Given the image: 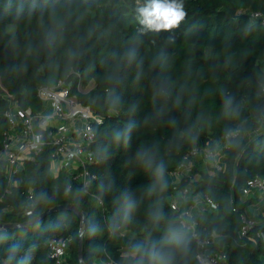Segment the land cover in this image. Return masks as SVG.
<instances>
[{"label":"trees","instance_id":"trees-1","mask_svg":"<svg viewBox=\"0 0 264 264\" xmlns=\"http://www.w3.org/2000/svg\"><path fill=\"white\" fill-rule=\"evenodd\" d=\"M145 0H0V83L21 107H42L39 85L64 80L70 93L102 117L93 124V160L88 164L96 178L83 188L68 184L66 175L50 172L52 147L45 146L26 160L16 175L18 186L4 194L8 184L0 157V222H27V195L44 192L51 202L38 206L45 211L72 205L43 216L38 223L4 227L8 239L0 241V264H5L8 247L21 245L31 250V264H55L48 256L50 238H69L64 264H132L131 248L137 242L159 237L168 223H179L170 206L176 188L190 185L203 190L217 204L198 216L200 226L214 229L226 244L229 264H264V241L256 224L240 234L242 214L249 212L254 198L242 195L245 181L264 176V130L249 140L245 131H256L264 112V26L240 9L264 14V0H184L188 15L178 29L160 34L141 33L136 9ZM14 23V33L6 26ZM115 28L117 35L104 37L103 30ZM135 52L134 57L127 53ZM88 92L76 88L78 79ZM225 97L240 105V116H225ZM8 100L0 90V148L7 128L3 112ZM130 127L127 140H116L115 131ZM235 127L241 129V148H224L222 170H199L173 181L171 172L193 146L214 149L215 139ZM195 137V140L193 139ZM230 140V139H229ZM107 148L108 154L103 155ZM166 165L169 187L160 194L167 216L159 229L149 222V211L157 200L148 195L151 171L136 159L139 149ZM198 173L194 178L193 174ZM103 185V187H101ZM176 187V188H174ZM128 191L138 207L130 223L113 235L108 223ZM86 216L79 237L80 214ZM95 225L92 232L90 226ZM84 226V224H83ZM177 264H195V240Z\"/></svg>","mask_w":264,"mask_h":264},{"label":"built area","instance_id":"built-area-1","mask_svg":"<svg viewBox=\"0 0 264 264\" xmlns=\"http://www.w3.org/2000/svg\"><path fill=\"white\" fill-rule=\"evenodd\" d=\"M238 12H245L252 19L259 20L264 26L262 12L245 9H240ZM80 81L79 78L76 88L82 91L83 86ZM261 91L264 97V84ZM2 96L8 100V108L3 112L7 128L3 133L0 148V157L4 160L3 173L8 181L4 194L8 195L11 193L12 186L20 184V178L16 175L23 168L24 162L32 160L34 155L43 150L45 146L52 147L50 166L52 161L63 158L67 164H70V167L65 169L66 173L62 171L66 175L68 184L76 183L87 188L96 178V174L88 168V164L93 160L92 145L95 140L93 124L101 122L102 117L95 113L89 105L82 104L76 93H70L69 86L64 80H59L52 86L39 85L37 87V96L42 107L36 111L30 106L21 107L10 100L11 96L4 88ZM48 116H52L50 121L46 120ZM257 119L264 120V112ZM42 124L46 129L44 144L42 147L33 148L31 146L32 136L40 131ZM237 128L239 127L232 130ZM219 139L224 148L228 146L230 139L228 132ZM216 156L215 148L191 147L183 155L178 167L171 172L173 181H176L182 174H188L199 159L211 162L213 168L222 170L224 165L217 160ZM193 177L197 178L198 173H194ZM254 191L258 193V201L264 203V176L254 175L243 184L242 195L244 197L251 195ZM29 197H34V195L32 193L27 195V203ZM26 205L24 212H26ZM170 206L174 212L178 213L179 221L183 220L187 224L189 234L195 240V264H229L226 244L219 246L221 235L214 229L206 230L199 224V215L205 210H215L217 207L216 202L206 192L195 190L190 185L176 188L171 196ZM241 216L244 221L240 230L241 235H245L246 231L256 224L264 225V219L258 221L247 217L246 214ZM256 236L264 241V228L257 230ZM69 241V238L49 239L48 256L54 260L55 264H64Z\"/></svg>","mask_w":264,"mask_h":264},{"label":"clouds","instance_id":"clouds-1","mask_svg":"<svg viewBox=\"0 0 264 264\" xmlns=\"http://www.w3.org/2000/svg\"><path fill=\"white\" fill-rule=\"evenodd\" d=\"M136 19L141 25L139 31L143 33L160 34L162 32H172L178 29L182 22L186 19L188 13L185 10L184 0H145L143 6L136 9ZM129 57H134L135 52L127 53ZM224 114L230 118H238L240 116V105L235 104L232 97H225L223 103ZM52 116H48L46 120L50 121ZM45 126H40V131L32 136L31 146L33 148L42 147L44 144ZM130 127H126L123 131H115L116 140L129 138ZM241 129L230 130L229 145L235 148H241L240 136ZM195 140V137H193ZM108 154L107 148L103 149V155ZM136 159L147 170L151 171L152 181L147 187L148 195H156L157 200L149 211V222L152 223L156 230L162 221L167 219L164 212V200L160 194L165 193L169 187L166 179V165L163 161H157L154 156L150 155V150L141 148L136 153ZM103 187V185H101ZM51 202V198L44 192L39 193L36 197H29L26 205L25 215L27 223H38L42 220L44 213L38 211L41 203L47 204ZM138 207L136 199L127 190L122 193L120 206L113 213L108 223V230L115 235L119 229L132 220V214ZM90 230L96 231V226L91 225ZM150 238L146 242H137L131 248L132 264H177V257L187 253L190 245L189 230L187 224L181 220L177 223H168L163 233L156 238ZM8 239L4 226H0V241ZM21 245L13 243L8 247V255L5 264H31V250L19 255Z\"/></svg>","mask_w":264,"mask_h":264},{"label":"rangeland","instance_id":"rangeland-1","mask_svg":"<svg viewBox=\"0 0 264 264\" xmlns=\"http://www.w3.org/2000/svg\"><path fill=\"white\" fill-rule=\"evenodd\" d=\"M15 29H16V26H15L14 23H9L6 26V31L8 33H14ZM117 34H118V31L115 28H113V27L112 28H106V30H103V36L106 37V38L109 37V36L117 35ZM94 85H95L94 81L92 79H90L88 81V83L85 86L82 87V91L88 92L89 90L93 89ZM0 90L1 91L3 90V87L1 85V83H0ZM259 122L260 123H259V126L256 129V131H245L244 137H245L246 140H249L254 134L258 135L260 133V130H264V120L260 119ZM214 144H215L216 153L218 155L222 156V154L224 153V147H223L222 142L220 141V139L219 138L215 139ZM218 155L216 156L217 160L219 158ZM201 162L203 163L202 164L203 166L199 165L198 162H197L196 167L197 166H198V168L201 167L204 171L211 170V168H213L211 166V162L202 161V160H201ZM249 212L252 215H254L255 218H258L260 220L264 219V209L261 210V211H257V209L256 210L254 209V210H250ZM96 262L98 264H109L108 262L103 261L101 259L96 260Z\"/></svg>","mask_w":264,"mask_h":264},{"label":"crops","instance_id":"crops-1","mask_svg":"<svg viewBox=\"0 0 264 264\" xmlns=\"http://www.w3.org/2000/svg\"><path fill=\"white\" fill-rule=\"evenodd\" d=\"M218 157H219L218 160L220 161V163L224 165V162H225V154L223 153L222 156L221 155H218ZM198 164L199 165H202L203 164L201 162V159L198 160ZM68 166L70 167V164H67L63 158H59L56 161H52L51 162L50 172H51V174L53 176H56L60 171L62 172V171H65V169H68ZM71 166H72V164H71ZM199 169L203 170L201 167H199ZM65 173H66V171H65ZM245 197L246 198H249V197H253L254 198V202L249 207V211L250 210H254V209L255 210L257 209V211H261V210L264 209V203L258 201L259 198H258V193L256 191H254L251 195H248V196H245ZM254 218H255V216H254ZM255 219L258 220V221H261L258 218H255Z\"/></svg>","mask_w":264,"mask_h":264},{"label":"water","instance_id":"water-1","mask_svg":"<svg viewBox=\"0 0 264 264\" xmlns=\"http://www.w3.org/2000/svg\"><path fill=\"white\" fill-rule=\"evenodd\" d=\"M62 209H70V210L77 211V209L75 207H73L72 205H60V206H55V207H52L50 209H47V210L43 211V213H44L43 216H45L46 214H48L50 212H54V211L62 210ZM80 218H81V226L79 227V237H81V235H82V233L84 232V229H85V223H86L85 214L81 213L80 214ZM25 224H29V223L25 222L23 224H20V223H3V222H0V226H4V227H19L20 225H25ZM83 224H84V226H83ZM77 252H78V257H79V260H80L81 264H84L82 262L80 244H79Z\"/></svg>","mask_w":264,"mask_h":264}]
</instances>
